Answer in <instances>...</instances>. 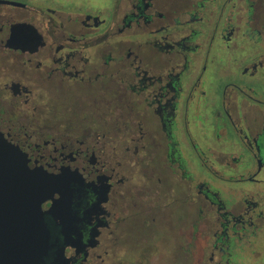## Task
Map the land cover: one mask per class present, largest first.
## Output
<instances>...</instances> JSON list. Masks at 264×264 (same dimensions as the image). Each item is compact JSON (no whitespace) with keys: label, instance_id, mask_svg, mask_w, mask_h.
I'll return each mask as SVG.
<instances>
[{"label":"flooded vegetation","instance_id":"1","mask_svg":"<svg viewBox=\"0 0 264 264\" xmlns=\"http://www.w3.org/2000/svg\"><path fill=\"white\" fill-rule=\"evenodd\" d=\"M0 129L41 264H264V0H0Z\"/></svg>","mask_w":264,"mask_h":264},{"label":"water","instance_id":"2","mask_svg":"<svg viewBox=\"0 0 264 264\" xmlns=\"http://www.w3.org/2000/svg\"><path fill=\"white\" fill-rule=\"evenodd\" d=\"M64 177L49 172L40 149L0 129V264L43 262L48 233L40 205L60 195Z\"/></svg>","mask_w":264,"mask_h":264}]
</instances>
